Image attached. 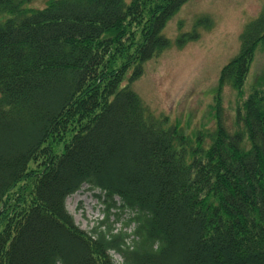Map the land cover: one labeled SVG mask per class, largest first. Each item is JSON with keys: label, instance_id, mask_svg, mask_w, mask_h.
Listing matches in <instances>:
<instances>
[{"label": "trees", "instance_id": "16d2710c", "mask_svg": "<svg viewBox=\"0 0 264 264\" xmlns=\"http://www.w3.org/2000/svg\"><path fill=\"white\" fill-rule=\"evenodd\" d=\"M32 1L0 0V264H264V88L207 150L131 88L188 0ZM263 43L264 12L221 84L241 94ZM84 186L105 197L90 233L66 206Z\"/></svg>", "mask_w": 264, "mask_h": 264}, {"label": "rangeland", "instance_id": "374dc122", "mask_svg": "<svg viewBox=\"0 0 264 264\" xmlns=\"http://www.w3.org/2000/svg\"><path fill=\"white\" fill-rule=\"evenodd\" d=\"M50 1L33 0L27 7L43 8ZM262 12L264 0H188L163 31L170 47L144 65L132 90L155 116L178 125L194 146L209 149L219 123L229 134L245 132V103L255 89L264 88V43L254 53L241 94L228 83L222 85L220 78L223 68L240 53L245 27ZM204 18L209 21L199 25ZM182 37L187 41L179 46ZM250 147L245 133L242 148ZM104 201L99 190L84 186L67 199L66 206L76 225L90 233L107 218ZM130 216L113 209L109 222L119 230ZM134 228L132 224L125 229ZM114 260L123 263L116 254Z\"/></svg>", "mask_w": 264, "mask_h": 264}]
</instances>
